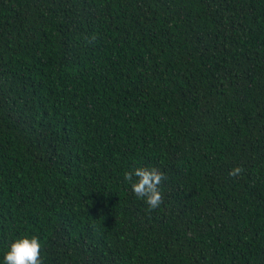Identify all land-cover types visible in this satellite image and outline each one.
I'll list each match as a JSON object with an SVG mask.
<instances>
[{"label":"trees","instance_id":"1","mask_svg":"<svg viewBox=\"0 0 264 264\" xmlns=\"http://www.w3.org/2000/svg\"><path fill=\"white\" fill-rule=\"evenodd\" d=\"M25 236L42 264H264V0H0V264Z\"/></svg>","mask_w":264,"mask_h":264},{"label":"clouds","instance_id":"2","mask_svg":"<svg viewBox=\"0 0 264 264\" xmlns=\"http://www.w3.org/2000/svg\"><path fill=\"white\" fill-rule=\"evenodd\" d=\"M243 172L240 166L229 170L230 177L238 176ZM125 182L130 184L131 191L138 199L144 200L149 211L155 210L163 203V195L160 191L162 181L166 176L157 168L136 167L125 171ZM41 242L36 236L17 238L10 243L3 255V264H42L40 258Z\"/></svg>","mask_w":264,"mask_h":264}]
</instances>
